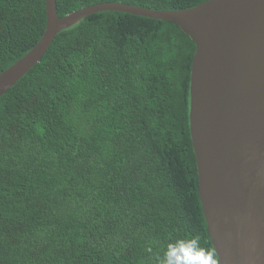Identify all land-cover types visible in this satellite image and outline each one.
<instances>
[{
	"label": "trees",
	"instance_id": "1",
	"mask_svg": "<svg viewBox=\"0 0 264 264\" xmlns=\"http://www.w3.org/2000/svg\"><path fill=\"white\" fill-rule=\"evenodd\" d=\"M205 1L56 7L63 17L101 2ZM45 25V0H0V73ZM194 53L174 22L122 11L57 33L0 96V264H155L170 240L194 235L214 249L191 137Z\"/></svg>",
	"mask_w": 264,
	"mask_h": 264
},
{
	"label": "water",
	"instance_id": "2",
	"mask_svg": "<svg viewBox=\"0 0 264 264\" xmlns=\"http://www.w3.org/2000/svg\"><path fill=\"white\" fill-rule=\"evenodd\" d=\"M100 11L171 21L194 41L190 127L209 236L219 264H264V0H207L185 9L101 2L63 17L56 0H45V30L0 73V96L57 33Z\"/></svg>",
	"mask_w": 264,
	"mask_h": 264
},
{
	"label": "clouds",
	"instance_id": "3",
	"mask_svg": "<svg viewBox=\"0 0 264 264\" xmlns=\"http://www.w3.org/2000/svg\"><path fill=\"white\" fill-rule=\"evenodd\" d=\"M155 264H217V253L202 245L198 235L178 237L166 243L155 256Z\"/></svg>",
	"mask_w": 264,
	"mask_h": 264
}]
</instances>
